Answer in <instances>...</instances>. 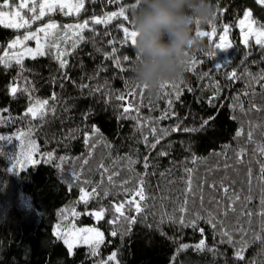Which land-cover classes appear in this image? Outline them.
I'll list each match as a JSON object with an SVG mask.
<instances>
[{
    "label": "trees",
    "instance_id": "obj_1",
    "mask_svg": "<svg viewBox=\"0 0 264 264\" xmlns=\"http://www.w3.org/2000/svg\"><path fill=\"white\" fill-rule=\"evenodd\" d=\"M212 2L217 6V13L210 21L215 24L216 32L197 37V25H194L195 39L187 50L182 75L170 81L159 94L149 93L135 81L133 66L138 59L135 47L130 41L122 43L124 33L119 25L133 26L132 17L138 5L135 8L132 5L136 0H84V8L72 18L104 16L123 6L129 19L118 17L106 25L90 21L82 32L84 40L67 55L66 69L59 68L55 55L49 50L35 59L25 58V70L20 76V68L14 61L10 68L0 65V117L5 124L0 130H23L24 138L28 136V142L35 146L34 159L37 161L35 165L27 164L23 170L15 171L8 156L0 151V264H97L114 252L116 260L109 264H264V251L259 242L245 250L241 261L235 257L233 245L221 243L222 237L206 219H200L196 227L181 226L168 219L173 214L177 218L181 215L178 209L185 199L188 212L183 215L186 221L192 220L196 212L202 217L205 210L221 212L215 201L227 206L233 192L241 199L234 204L236 211H229L225 219L229 228L239 221L248 230L245 237L248 239L253 232L260 231L264 219L258 215L264 192L259 169L264 157L254 151L264 142V80L256 82L248 76L251 73L259 78L264 73V47L252 40L247 46L234 40L224 54H216V42L224 26H229L232 37L237 38L235 25L246 8L251 9L257 24L264 25V6L256 0ZM199 28L212 32L209 21L200 23ZM20 32L0 26V45ZM109 41L114 43L110 45ZM113 47L116 56L121 58L123 71L116 67L113 59H105L104 54L111 53ZM124 55L130 59L124 61ZM193 58L196 64L191 70L187 62ZM218 64L220 68H216ZM232 72L237 74V79L228 78ZM13 83L21 89L15 97L10 94ZM25 87L34 88L31 92L34 99L50 100L55 92L57 100H50L55 113L49 112L42 120L25 116L26 109L34 102V99L30 101L29 93L23 91ZM97 87L100 91H93ZM130 91L135 95H128ZM176 91L180 92L179 100L175 99ZM214 94L215 99L210 103ZM118 95H125L126 99L117 100ZM236 97L239 100L234 99ZM129 102L138 111L130 112L132 118L121 119V105ZM241 104L244 112L240 111ZM165 113L167 118L160 119ZM137 119L143 125L142 131H137ZM205 120L208 124L202 127ZM93 125L99 129L103 140L93 136L89 144H85V133L91 134ZM177 125L180 129L200 130L170 131L155 149L142 142L144 135L150 143L155 142L150 134L151 127H156L159 135V129ZM241 128L243 134L237 138L236 133ZM249 130L253 131L252 143L247 139ZM93 142L96 147L89 155ZM240 148L246 150L240 158L242 162L237 158ZM161 152L167 155H160ZM49 153L52 154L50 161L47 160ZM125 156L138 161L131 165V171L127 161L119 159ZM60 157L66 159L61 161ZM102 157L110 171L119 172L114 177L117 186L112 187L105 178L98 195L85 204L80 200V188L91 192L100 183L102 170L97 169ZM145 157L147 168L144 167ZM85 159L88 160L86 165L83 164ZM249 168L252 171L250 190ZM73 170L80 175V181L72 179ZM189 178L191 193L187 192ZM140 179L144 181L147 199L142 202L143 211L136 223L127 234H122L128 227L123 220L109 223L117 216L112 205L126 199L119 187L122 181L128 180L124 187L133 189ZM85 180L92 183L86 184ZM221 181L229 188L227 197ZM105 188L110 189V195L104 196ZM248 195L252 196L251 202L244 199ZM66 207L77 211L78 215L73 216L76 223L93 224L104 233V243L99 246L97 256L90 255L87 245L75 247L74 254L70 255L64 242L55 235L58 216ZM101 208L105 209L103 219L97 220L89 214ZM245 211L253 215L249 218L243 215ZM126 215L137 214L126 206ZM161 218L163 223H160ZM113 229L118 232L116 236L110 234ZM234 238L239 240V234ZM201 239L205 240L206 248L197 251L194 246ZM181 245L189 247L180 250Z\"/></svg>",
    "mask_w": 264,
    "mask_h": 264
},
{
    "label": "snow or ice",
    "instance_id": "obj_2",
    "mask_svg": "<svg viewBox=\"0 0 264 264\" xmlns=\"http://www.w3.org/2000/svg\"><path fill=\"white\" fill-rule=\"evenodd\" d=\"M140 0H136V3L132 5L133 8H135L139 4ZM257 3L264 4V0H257ZM84 8V0H0V26H3L4 28L14 29V30H20L25 29V32L22 36L17 35L15 38L11 39V41L7 44L6 50L3 52L2 55H0V65L4 66L5 68L12 67L13 61L15 62V65L19 66L20 73H18V76L22 75L24 72V66L23 61L26 57H30L32 59H35L37 56H43L45 55V48L52 47L56 49V55L55 59L58 62L59 68L61 70L66 69L68 66V61L64 59L63 57L70 55L71 53L67 49H61L60 43L58 40H55V34L56 31L61 27L57 25L55 22H49L39 28H37L35 31H31L32 24H34L36 21L41 20L45 15L50 14L52 12H55L59 10L60 12H63L64 15H79L81 10ZM127 9L125 7H120L119 11H113L109 13H105L103 17H97L93 16L91 23L99 25V24H108L113 19H116L118 17H122L125 21L129 19V17L126 15ZM244 16L246 18L251 17L250 12H245ZM90 21L85 20L83 23H77V24H69L64 25V31L63 35L60 38L64 42L71 43V49L74 51L78 44L84 40V37L82 35L83 30L88 28ZM210 24H212V32L207 33L200 30L199 25L200 22L197 21V30H196V36H211L216 32L215 24L212 21H209ZM241 24L244 23V20L240 21ZM255 20H250V28L249 33L250 37L255 39V43L261 47H264V25H261L259 27V30H255L251 28V25L255 24ZM119 28L124 33V39L122 43H127L130 41L131 45L135 47L136 44V36L137 32L134 29V25L132 30L129 29V27H126L125 25L121 24L119 25ZM228 30V26H224L225 33ZM43 34L45 43H41V35ZM69 33H71V37L69 36ZM49 36H52L54 38V42L51 45H48L46 43ZM221 40L224 39V37H220ZM29 40L36 41V47L31 48L27 46V42ZM113 41H109V44H113ZM245 45L248 44V39L246 38L244 41ZM216 47L218 49H225L228 47H231L230 43H224V44H216ZM97 51H100L97 49ZM105 59H113L114 63L117 68H121V58L116 56V48L113 47L111 53H105ZM187 55V53H186ZM210 55H214V53H211ZM138 58V57H137ZM130 58L127 55L123 56L124 61H128ZM189 63L191 70H194V65L196 64V59L193 58L192 61L187 62ZM221 65H217L216 68H220ZM123 71L124 69L121 68ZM205 75H209L208 73H205ZM248 76L256 81L259 82V80H264V73H261L259 78L253 77L251 73H248ZM65 78H67L65 74ZM231 80L237 79V74L235 72H232L229 77ZM169 82H167L165 85L162 86V88H165L166 85ZM81 87H88V85H82ZM139 87V85H137ZM146 87V86H145ZM175 88V85H173ZM217 91L219 90V85H216ZM17 86H15V83L10 86V94L15 97L17 92L20 91ZM34 90V88H28L25 87L23 89L24 92L29 93V99L32 101L34 98L31 96V92ZM191 90V89H189ZM93 91H100V87H97ZM167 94V93H166ZM128 95L134 96L135 92L130 91ZM245 95H247V92H245ZM142 96V93H141ZM180 98V92H175V99L179 100ZM117 100L124 101L126 99L125 95H118L116 97ZM215 99V94L213 97L210 98L209 102L211 103V100ZM236 100H239V97L234 98ZM50 100L55 102L57 100V96L55 92L50 97ZM49 99H34V102L30 103V106L26 109V112L24 113L25 116H31L33 119H44V117L49 113H55V106L50 105ZM169 108H171L172 101L171 99L168 101ZM122 107V113H121V119L123 118H132L129 114L132 111H138V109H135L134 105L129 102L127 105H121ZM235 107V106H234ZM255 107V105H253ZM5 111H7L5 109ZM240 111L244 112L243 105H240ZM259 111V109H257ZM167 113L162 115L160 119L167 118ZM3 117H0V120H2ZM214 119V117L212 118ZM208 121L205 120L203 122V125H207ZM259 126V125H257ZM137 131H142L143 125L140 123L139 119H137V125H136ZM182 130L185 132H194L199 131L200 129L196 128H183L180 129L179 125H177L174 128L166 129L161 128L159 129V135H157L158 129L156 127H151L150 134L155 137V142H149L148 136H143V143L149 147L150 149H155L156 146L160 143L161 139L163 137L169 135L170 131H178ZM243 134V128L237 131L236 136L239 138ZM93 136H99L101 140H103V137L100 134L99 129L93 125L91 134L85 133L84 140L85 144H89V142L92 140ZM13 137L11 136H2L0 135V141H7L11 140ZM17 140L21 139V136H16ZM247 139L248 142L252 143L254 142V136L253 131L249 130L247 133ZM108 148H111L110 144H106ZM96 147V144L93 142L90 144L89 147V155L94 151ZM35 151V146L33 145V151L28 152L27 154L23 155L22 159H17L16 163L14 164V168L19 167L21 170L25 168L27 164L35 165L37 161L33 159V154ZM244 148H240V150L237 152V158L239 162H242L240 159L242 155L245 153ZM255 152H258L261 157H264V142H261L257 148L254 150ZM160 155H167L166 152H161ZM52 159V154L49 153L47 155V160ZM66 157H60L61 161H64ZM121 160H126L127 164L129 166V170L131 171V165L137 163V160H134L131 156H125L120 157ZM116 161L114 160L113 163ZM88 160L85 159L83 161V164H87ZM148 165V159L145 157L144 159V167L147 168ZM225 167H228V165H225ZM98 171H101V181L99 184H97L95 187L92 188L91 192L85 191L83 187L80 188L81 196L80 200L83 201L85 204L88 203V200L90 198H93L98 195V189L103 184L104 179L106 178L109 185L112 187H116V182L114 180L115 176L119 175L118 171H110L108 167L105 166L103 162V157L101 158V162L98 165ZM189 173H191V170H186ZM260 175L259 179L264 182V163H260V169H259ZM72 173V179L76 181H80V175L77 174L74 170ZM249 177V190L251 187V177H252V171L249 168L248 173ZM86 184H91L92 181L85 180L83 181ZM129 181L125 180L122 181L119 184V187L122 189V191L126 195V199L124 201L114 203L112 205L114 212L117 214L116 218L112 221H109L110 224H116L123 220L127 225V229L124 230L122 234H127L128 231L131 230L132 225L136 223L137 216L140 215L143 211L142 202L146 201L147 196L145 194L144 190V181L143 179H140L137 183V186L133 189H129L124 187L126 184H128ZM221 188L223 189V193L225 194V197H227V194L229 192V188L225 187L223 184V181H221ZM191 179L188 180V188L187 192L191 193ZM104 196H108L111 194V191L109 188H105L103 191ZM138 198V199H137ZM229 204L227 206H222V201H215L217 205V209L221 210V212L213 213L212 211L205 210V216H201L200 212H196L193 214L194 218L192 220H185L184 213L188 212L187 209V199H185L184 203L179 207L178 211L181 213V215L177 218L174 214L171 216H168V219L171 220L174 223H179L181 226H192L196 227L197 222L204 218L206 219V222L209 223L214 230L217 231V234L222 237L221 243H228L233 245L235 248V257L238 260L243 261L244 260V252L245 250L254 243L259 242L261 244V250L264 251V219L261 220L260 224V231L259 232H253V235L245 239V237L248 235V230L245 229L239 221L236 225L229 228L225 224V219L227 218L228 212L232 211L235 212L236 209L234 207V204L241 199L240 195L233 192V196L229 197ZM246 201L251 202L252 196L248 195L244 198ZM261 205L262 209L261 212L258 213L261 217H264V192H262L261 196ZM126 206H130L137 215L129 216L126 215ZM201 206H203V198L201 196ZM105 209L101 208L98 211H95L93 213H89L90 215H94L97 220H101L104 217ZM73 215H77V213L73 212ZM167 215V214H166ZM243 215L248 216L249 218L253 215L250 211H245ZM160 223H163V218H161ZM251 224V220L249 219V225ZM201 234L203 235V229H200ZM112 236H116L118 234L116 229H113L110 233ZM239 234L240 239H235V235ZM58 238H62L64 244L67 246L69 254H74L73 250L75 247L79 246L80 244L87 245L90 248V255L91 256H97L99 254L98 249L99 246L104 243V233L99 231L97 228H79L76 229L74 226L72 229L68 231H57L56 233ZM189 245H181L180 250L188 248ZM195 249L197 251L205 250L206 243L204 239H201L198 244H196ZM209 251H215L214 249H208ZM116 260V253H112L110 256L107 257V259H102L97 262V264H109L111 261Z\"/></svg>",
    "mask_w": 264,
    "mask_h": 264
},
{
    "label": "clouds",
    "instance_id": "obj_3",
    "mask_svg": "<svg viewBox=\"0 0 264 264\" xmlns=\"http://www.w3.org/2000/svg\"><path fill=\"white\" fill-rule=\"evenodd\" d=\"M216 13L212 0H140L132 17L137 32L135 81L159 94L163 85L178 79L194 43V25L207 23Z\"/></svg>",
    "mask_w": 264,
    "mask_h": 264
},
{
    "label": "rangeland",
    "instance_id": "obj_4",
    "mask_svg": "<svg viewBox=\"0 0 264 264\" xmlns=\"http://www.w3.org/2000/svg\"><path fill=\"white\" fill-rule=\"evenodd\" d=\"M41 2H42V0H41ZM262 5L264 6V4H262ZM246 11L251 13V17L246 18L244 16V13ZM110 12H113V11H110ZM67 16H71V18L67 19L66 18ZM72 16H76V15H64L63 12H60L59 10H57L55 12H52L50 14L45 15L41 20L36 21L34 24H32L31 29H29V30L35 31L37 28L49 23L50 21L51 22H55L57 25L61 26L56 31L55 40L59 41L61 49H67L70 52L72 50L70 41L66 43V42H64L63 40L60 39L62 37L63 31H64L63 26L64 25H69V24L83 23V21H85V20L91 21L92 18H93V16H90L88 18H83L81 20H76L75 18H72ZM97 17H103V16H97ZM241 20H244L243 24L240 23ZM250 20H254V17L252 15L251 9L250 8H246L243 11L242 15L237 19V22H236V25H235L236 28H237V38L236 37H232L231 30H230V28L228 26V30H227L226 33L224 31V28L222 29V31L219 34V37L217 39L216 44L230 43V45H231L234 40H239L240 42L244 43L246 38L248 39V41L252 40V41L255 42V39L251 38L250 37V33H249ZM89 25H90V23H89ZM125 26L129 27L130 30H132V28H133V26H130L128 24H125ZM260 26H261L260 24L255 23V24L251 25V28L255 29V30H259ZM20 31L21 32L19 34H17V35L22 36L23 33L25 32V29H20ZM40 35H41V43L44 44L45 40H44L43 34L41 33ZM69 36L71 37V33H69ZM220 37H224V39L221 40ZM10 41H11V39L9 41L5 42L2 46L0 45V55H2L3 52L6 50V46H7V44ZM53 42H54V38L52 36H49L47 41H46V43L48 45H51ZM0 44H1V42H0ZM27 46L31 47V48H35L36 47V41L29 40L27 42ZM228 48H225V49H218L217 48L216 54H219V55L220 54H224L227 51ZM46 50H49L54 55H56V49L55 48L47 47V48H45V51ZM63 58L66 59L67 56H65ZM3 125H5L4 121L0 120V126H3ZM17 129H19V128H17ZM17 129H15L16 131H10V130L3 131V130H0V135L6 136V137H8V136L13 137V139H11V140L0 141V151L5 153V155L8 156V158L10 160V163H11L10 166L15 171L20 169L19 167L14 168V164L16 163V160L17 159H22L23 155L27 154L28 152L33 151V145L28 142V136H26V139H25L23 130H17ZM18 135L21 136L20 140L16 139V136H18ZM34 157H36V156H34V154H33V159H34ZM68 208L67 207L63 208L61 210L59 216H58L57 222H56L55 227H54L55 235H56L57 231H62V232L63 231H68V230L72 229L73 226L76 229H79V228H97V229H99L97 226H95L93 224H86V223H79L78 224V223H76L73 220V216H76V215H73V212L77 213V211L73 207L69 208L70 210H68ZM99 231H101V230L99 229ZM59 239H61L63 241L62 238H59ZM80 245H84V244H80Z\"/></svg>",
    "mask_w": 264,
    "mask_h": 264
}]
</instances>
